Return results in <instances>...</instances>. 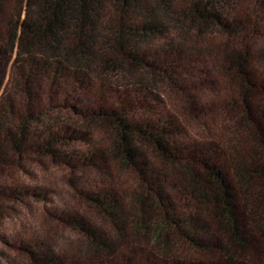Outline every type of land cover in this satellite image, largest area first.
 <instances>
[{"label": "trees", "instance_id": "obj_1", "mask_svg": "<svg viewBox=\"0 0 264 264\" xmlns=\"http://www.w3.org/2000/svg\"><path fill=\"white\" fill-rule=\"evenodd\" d=\"M8 7L0 60L12 62L14 93L0 101V172L47 158L107 175L80 191L107 228L63 217L85 239L69 264H264V0H0V17ZM209 61L229 88L230 135L194 140L172 117L136 120L164 105L158 84L188 95L183 74ZM47 101L86 115L109 142L63 151L92 132L43 119ZM114 170L133 184L111 181ZM25 248L29 264H68L51 248Z\"/></svg>", "mask_w": 264, "mask_h": 264}, {"label": "rangeland", "instance_id": "obj_2", "mask_svg": "<svg viewBox=\"0 0 264 264\" xmlns=\"http://www.w3.org/2000/svg\"><path fill=\"white\" fill-rule=\"evenodd\" d=\"M13 15L12 7H8L0 17V27L4 28L5 23L10 21ZM258 53L264 57V39L258 46ZM11 66L12 62L0 60V101L6 95L14 93ZM182 78L183 88H187L188 95L179 87L181 85L170 87L167 84H158L157 88L163 97L164 105L154 113L138 112L134 115L136 120L172 117L181 123L183 130L194 140L219 139L230 135L233 126L222 120L223 106L229 88L217 66L209 61L197 68H189ZM99 92L100 90H95L91 94L98 98ZM188 99L197 106L195 114L199 115L197 122H193L189 116L191 114L187 110ZM85 100L82 101L81 109L87 106L88 101ZM46 105L45 112L48 114L42 115L43 119L74 123L85 133L92 132V142L88 140L78 142L70 149L63 150L65 152L73 150L85 154L93 146L107 144L112 137V133L107 129L93 127L89 118L76 113V109L66 105L57 108L48 101L45 102ZM89 107L92 108L91 103ZM42 160L25 159L21 166L11 164L5 171L0 172L1 187L29 193L21 196V200H10L0 194V264H29L25 247L32 246L51 248L57 255L65 258L68 264L76 260L84 247L85 239L64 222L63 217L69 213H79L100 228L108 227L94 210L83 203L80 195V191L96 189L107 176L106 172L98 168H84L74 172L52 159ZM112 167L113 165L111 169ZM112 174L111 181L115 183L120 181L127 188L133 184L129 173L114 170Z\"/></svg>", "mask_w": 264, "mask_h": 264}]
</instances>
